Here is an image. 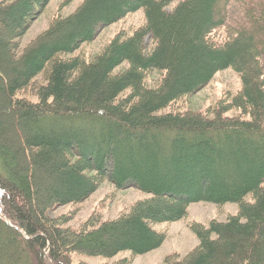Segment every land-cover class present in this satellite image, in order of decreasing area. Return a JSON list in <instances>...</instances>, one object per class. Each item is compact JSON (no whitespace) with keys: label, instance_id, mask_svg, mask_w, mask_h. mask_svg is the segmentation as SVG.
<instances>
[{"label":"trees","instance_id":"16d2710c","mask_svg":"<svg viewBox=\"0 0 264 264\" xmlns=\"http://www.w3.org/2000/svg\"><path fill=\"white\" fill-rule=\"evenodd\" d=\"M48 1H0V264L125 252L111 264H131L165 241L156 225L184 219L200 202L238 209L224 222L192 226L197 246L166 264H264V3L247 8L249 28L227 29L229 0H83L19 50ZM140 10L144 25L117 35L93 61L61 57ZM227 69L240 77L231 102L239 116L224 117L228 107L212 118L160 113ZM44 71L45 84L34 87ZM153 71L160 78L151 88ZM28 89L35 101L20 97ZM104 181L149 198L79 230L64 227L70 215L49 216Z\"/></svg>","mask_w":264,"mask_h":264},{"label":"rangeland","instance_id":"374dc122","mask_svg":"<svg viewBox=\"0 0 264 264\" xmlns=\"http://www.w3.org/2000/svg\"><path fill=\"white\" fill-rule=\"evenodd\" d=\"M13 1V0H0ZM83 0H50L46 7L40 11L35 18L30 21L28 29L18 40L19 50L27 47L40 34L46 31L56 20L63 19L72 14ZM264 3V0H229L225 5V26L228 28L235 25H243L247 28V8L250 9ZM170 9V8H169ZM145 23L143 11L128 14L115 24L103 28L90 43L82 44L74 53L62 58H78L84 63L93 61L108 45V43L117 35L129 37L134 31L138 30ZM249 28V27H248ZM226 29V31H227ZM226 31L221 28L214 33V37L222 42L226 37ZM149 45V42H148ZM126 68L122 65L116 71ZM46 71L34 79L33 86L45 84ZM264 73V62H263ZM159 72H150L145 78L147 87H155L159 81ZM241 91V81L239 75L231 69L217 73L212 80L202 89L191 96L182 98L170 104L160 113L168 112H191L200 113L209 118L215 114L218 108L228 107L224 117L239 116L240 111L231 107L232 100L238 96ZM129 91L124 92L126 96ZM32 89L22 92L20 97L30 101H35ZM149 195L133 188L118 190L108 181H104L98 189L84 202L78 205H66L58 207L49 213L51 218L62 215H70V220L64 225L72 230H79L81 226L90 218H97L98 222L113 220L118 216L127 213L133 204L138 201L148 199ZM250 201V198H247ZM237 206L233 203H227L223 206H217L211 203H194L187 210L184 219L173 222L156 225L154 230L165 234V241L156 250L144 255L136 256L131 264H166L167 259L182 258L193 250L197 244V238L192 232V226L200 225L207 227L211 221L224 222L228 217L237 213ZM129 258V253H121L112 259L94 258V257H74L72 264L85 262L88 264H111L121 258Z\"/></svg>","mask_w":264,"mask_h":264}]
</instances>
